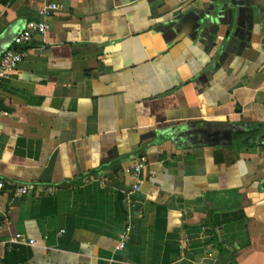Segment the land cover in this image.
<instances>
[{
    "label": "crops",
    "instance_id": "crops-1",
    "mask_svg": "<svg viewBox=\"0 0 264 264\" xmlns=\"http://www.w3.org/2000/svg\"><path fill=\"white\" fill-rule=\"evenodd\" d=\"M47 1L0 84V264H264V0H0V56Z\"/></svg>",
    "mask_w": 264,
    "mask_h": 264
},
{
    "label": "built area",
    "instance_id": "built-area-1",
    "mask_svg": "<svg viewBox=\"0 0 264 264\" xmlns=\"http://www.w3.org/2000/svg\"><path fill=\"white\" fill-rule=\"evenodd\" d=\"M62 9L60 3L56 1H47L41 4L37 9V18L30 20L21 33L16 35L13 40V45L7 49L0 56V84L7 80L12 73L16 71L19 63L25 56V51L21 48L28 45L35 36L44 35L50 28V20L58 14ZM148 158L146 155H140L135 158L133 166V174L136 183L133 187L134 191L141 189V175L146 168ZM5 187L4 181L0 179V189ZM34 187L33 186H20L17 193L20 195L28 194ZM19 239L15 238L12 241L17 242Z\"/></svg>",
    "mask_w": 264,
    "mask_h": 264
}]
</instances>
